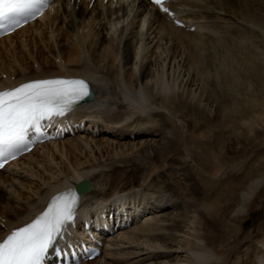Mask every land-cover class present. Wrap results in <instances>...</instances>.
<instances>
[{
  "label": "bare ground",
  "instance_id": "obj_1",
  "mask_svg": "<svg viewBox=\"0 0 264 264\" xmlns=\"http://www.w3.org/2000/svg\"><path fill=\"white\" fill-rule=\"evenodd\" d=\"M56 4L44 19L0 39V90L35 79L76 76L92 83L96 97L72 115L86 124L77 137L44 143L0 171V240L42 213L52 197L90 178L94 188L82 196L86 213L75 223L89 212L94 217L101 206L107 202L112 206L124 194L152 205L144 221L110 236L103 255L83 264H227L225 250L213 244L211 216L217 209L189 206V212L178 194L161 195L164 191L150 192V187L121 189L114 181L109 184V178L111 168L119 163L118 153L145 155L148 148L157 149L165 142L157 135L163 134L166 142L172 139L174 131L169 126L155 129L161 125H152L151 114L172 115L169 105L197 98L199 92L194 91L199 87L186 85L194 78L193 59L209 50V42L222 40L218 30L226 23L237 28L247 25L253 36L264 38L260 15L250 10L246 23L248 10L245 13V6L239 8L234 0H171L169 6L187 27H196L190 31L175 26L147 0L116 4L96 0L92 8L86 0H58ZM32 43L42 48L41 54L27 55L22 50H31ZM199 79L195 77L193 85ZM227 126L231 131L236 128L242 141H250L258 135L254 128L264 127V117L256 115ZM73 146L82 150L76 162L69 157ZM111 147L114 153L107 154L105 148ZM42 149L45 153L38 154ZM98 156L104 164L97 163ZM254 159L241 160L236 168L242 192L231 198L229 206L220 207L221 226L227 211H231L230 221H238L257 208L264 196V157ZM218 228L216 236L223 232L220 224ZM229 234H222L223 240ZM252 242L248 264H264V222Z\"/></svg>",
  "mask_w": 264,
  "mask_h": 264
},
{
  "label": "rangeland",
  "instance_id": "obj_2",
  "mask_svg": "<svg viewBox=\"0 0 264 264\" xmlns=\"http://www.w3.org/2000/svg\"><path fill=\"white\" fill-rule=\"evenodd\" d=\"M234 1L241 5V9L245 6V13L248 10V16L245 14L246 23L250 22V10L258 12V22H264V0ZM263 22L261 24L264 25ZM228 24L218 30L223 36L222 40L209 42L210 51L197 53L193 59L194 78L200 79L193 85L194 78H191L186 85L190 89L199 87L194 91L199 92L197 98L182 100L175 106L169 105L172 115L151 114L155 119L152 125H161L155 129L163 130L169 126L174 131L172 139L166 142L163 134L157 135L158 139L165 142L157 149L148 148L145 155L118 153L119 163L114 169L111 168L109 184L115 182L117 188L122 186L121 189L150 187V192L158 191L160 194L159 191H164L161 195L178 194L185 199L189 212L202 206L217 209L211 216L215 224L212 228L217 234L220 224L223 228L220 235L227 231L231 234L223 240L225 236L217 237L213 233V244L218 250H225L227 264H248L247 253L251 254L249 248L253 245L252 237L260 233L264 222V196L258 199L260 204L257 208L242 215L238 221H230L231 211H227L223 226L219 210L220 207L229 206L231 198H237L242 192L236 170L241 160L250 159V162H254L255 157H264V127L254 128L258 135L254 134L253 140L242 141L238 130L235 128L231 131L227 126L233 121L255 119L256 115L264 117V38L253 36L247 25L237 28L232 23ZM29 48L31 50H22L27 55L29 52H35V55L42 53V48L33 43ZM258 121H261L259 117ZM105 149L107 154L114 153L112 147ZM43 151L38 154H44ZM81 151L73 146L72 152H69L71 161L76 162ZM97 163H105L102 156H98ZM7 175L4 173L3 176ZM18 215L15 217L18 218ZM234 246L237 249L230 254Z\"/></svg>",
  "mask_w": 264,
  "mask_h": 264
},
{
  "label": "snow or ice",
  "instance_id": "obj_3",
  "mask_svg": "<svg viewBox=\"0 0 264 264\" xmlns=\"http://www.w3.org/2000/svg\"><path fill=\"white\" fill-rule=\"evenodd\" d=\"M152 2L171 14L164 0ZM45 6L46 0H0V30L18 27L20 18H34ZM91 95V82L75 78L35 79L0 90V161L26 149L29 132H40L42 121L64 116ZM79 202L71 189L52 197L45 211L0 240V264H45L50 249L62 255L58 242L75 222Z\"/></svg>",
  "mask_w": 264,
  "mask_h": 264
}]
</instances>
